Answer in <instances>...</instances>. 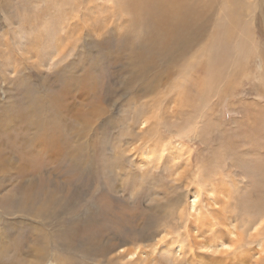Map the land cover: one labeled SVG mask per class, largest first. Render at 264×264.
I'll return each mask as SVG.
<instances>
[{
  "label": "rangeland",
  "instance_id": "374dc122",
  "mask_svg": "<svg viewBox=\"0 0 264 264\" xmlns=\"http://www.w3.org/2000/svg\"><path fill=\"white\" fill-rule=\"evenodd\" d=\"M0 264H264V0H0Z\"/></svg>",
  "mask_w": 264,
  "mask_h": 264
},
{
  "label": "bare ground",
  "instance_id": "6f19581e",
  "mask_svg": "<svg viewBox=\"0 0 264 264\" xmlns=\"http://www.w3.org/2000/svg\"><path fill=\"white\" fill-rule=\"evenodd\" d=\"M170 31L167 29L165 32H164V34H165V36H169L170 35ZM247 137H248V135H247ZM149 151V150H148ZM198 196V195H197ZM194 197L196 198V195L194 194ZM180 199H182V198H180ZM184 200V199H183ZM181 201V200H180ZM200 210V209H199ZM261 213V212H260ZM198 215V214H197ZM201 215H202V213L200 212V215H198L197 216V218L198 217H201ZM212 219V218H211ZM257 219H255V218H253V219H251V220H248V222H249V224L251 225V223H253L254 221H256ZM180 222V221H179ZM257 222V221H256ZM260 222H257V223H255V227L253 226V228H256L257 227V225L259 224ZM227 231H228V233L230 234V235H232V234H235L234 233V231H232V229H230V230H228L227 229ZM215 235L213 234V238H212V241L213 242H211L210 243V245L208 246V247H205V245H202L204 248H214V253H219V254H224V253H228V251L229 250H231L232 249V247H233V244H230V243H224L223 241L222 242H216V240H215ZM238 243V242H237ZM124 244V243H123ZM258 246H260V247H262V245H261V243L259 242V244H258ZM139 246L137 245L136 247H134L133 249H129V250H127V249H125L126 247L125 246H122V245H120L119 246V250L117 251V253L116 254H118V253H124L125 252V250H126V252H125V257H127V256H129V258H133L136 254H137V252H136V250L137 249H140V248H138ZM213 258H215L214 256H213ZM221 259H223V258H221ZM132 260V259H131Z\"/></svg>",
  "mask_w": 264,
  "mask_h": 264
}]
</instances>
